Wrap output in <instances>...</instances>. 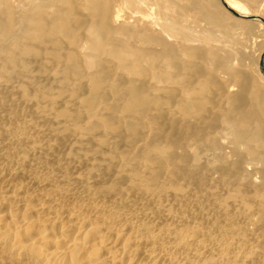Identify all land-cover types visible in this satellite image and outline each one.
Masks as SVG:
<instances>
[{
  "label": "rangeland",
  "instance_id": "rangeland-1",
  "mask_svg": "<svg viewBox=\"0 0 264 264\" xmlns=\"http://www.w3.org/2000/svg\"><path fill=\"white\" fill-rule=\"evenodd\" d=\"M130 1L109 0L102 43L88 0L2 9L17 23L0 52V264H264L263 166L238 164L223 95L261 118L264 0H208L214 22L191 0ZM57 13L77 38L52 40ZM105 43L152 58L121 66Z\"/></svg>",
  "mask_w": 264,
  "mask_h": 264
},
{
  "label": "bare ground",
  "instance_id": "bare-ground-1",
  "mask_svg": "<svg viewBox=\"0 0 264 264\" xmlns=\"http://www.w3.org/2000/svg\"><path fill=\"white\" fill-rule=\"evenodd\" d=\"M10 0H0V52H3L5 51V42L10 39V37H12L13 35V32L15 30V26H16V23L17 21H15L13 18H14V14L11 15L13 16V20L10 19V14L9 13H5L2 9L9 5ZM89 1V10L92 14V20L94 23H92L88 30L90 31H103V35H101V33L99 35V37L95 38L93 36V38H95L94 40H96L97 42L101 41L104 42V39H105V35H104V32L107 33V31L110 32V25H109V20H110V17H111V7H112V2H109V0H88ZM134 1V0H133ZM137 3L139 4H146V1L144 0H136ZM161 1V0H159ZM252 1V0H251ZM250 1V2H251ZM254 1V0H253ZM257 1V0H256ZM129 2H131L129 0ZM167 3V1H165ZM162 3V2H161ZM132 4V3H131ZM168 4V3H167ZM226 4L228 7L232 8L233 10H244L245 8L237 1L235 0H226ZM257 4V3H256ZM210 5V2L208 0H191L190 2H188L187 6L185 7V9L195 15H198V16H201L203 17L204 19L210 21V22H214L216 17L215 16H212L209 12L206 11V7ZM161 6V5H160ZM169 4L166 6L168 8ZM162 7L163 4H162ZM170 7V6H169ZM161 8V7H160ZM165 8V9H167ZM117 15L116 17L114 16L115 20L114 21H118L119 18H120V14L118 15V11L116 12ZM221 13V12H220ZM222 14V13H221ZM221 14H218L220 16H222ZM73 17H75L74 15L71 16V19L69 20H62L60 19V14L58 15L57 13V19H58V23H57V27H56V30L54 32V38H52L53 41L55 42H60L58 41V39H56V37L58 38H61V37H67V38H77V32H78V29L80 30V27L77 26V27H74V24L72 22L73 20ZM113 18V19H114ZM218 19V18H217ZM77 20V18H76ZM16 22V23H15ZM83 22V21H82ZM89 22V21H87ZM83 24V23H82ZM78 25V24H77ZM76 26V25H75ZM82 26V25H81ZM171 27L173 28V30H178V29H182L180 28V26H178L177 23H173L171 24ZM188 28V26H187ZM186 28V29H187ZM20 29V28H19ZM178 31H183L182 30H178ZM40 35L42 37L39 38L41 39V41H43V38H44V41L46 40L45 38H47V29L45 27H41L40 30ZM187 32V31H186ZM189 32V31H188ZM195 32V31H194ZM95 34V32H93ZM98 33L95 34V36L97 35ZM114 34V33H113ZM39 35V34H38ZM190 36H186V39H188L190 41ZM13 39V38H12ZM192 39V38H191ZM8 42V41H7ZM157 43L161 44V45H165L164 41L162 40H158L156 41ZM111 43V42H109ZM60 44V43H59ZM98 44V43H97ZM107 43H105L104 45H106ZM20 45V44H19ZM102 46L101 49L99 50H107L106 48H108V46H110V49L108 48V51H112L111 53L113 54V57H116L119 59V62L121 64V66H124V65H127V64H130L131 63H128V54L132 55V57H135L133 59V62L135 63H139V61H141V58H143L144 56H146L145 54H147L146 52H133L135 53L133 55V53H130L132 52V50L129 52L128 50H126V48H123L125 50H118V49H115V47H118V46H114L113 43V50L111 49V45H106V48L105 46ZM194 45V44H193ZM21 46V45H20ZM56 46V45H55ZM60 46V45H59ZM23 47V46H22ZM58 47V45H57ZM56 47V48H57ZM124 47V46H123ZM8 48V47H7ZM60 47H58L57 49H59ZM23 49V48H22ZM95 50V52L97 51L98 48H93ZM12 50V49H11ZM92 50V49H91ZM8 51V50H7ZM94 52V51H93ZM105 52V51H104ZM197 54V53H195ZM16 56V55H15ZM112 56V55H111ZM152 54H150L149 57H151ZM147 57V56H146ZM147 57V58H149ZM190 57V56H189ZM193 57V56H192ZM9 58V57H8ZM130 58V57H129ZM152 58V57H151ZM195 58V57H193ZM13 59V58H12ZM170 59V58H169ZM199 59V58H197ZM131 60V59H130ZM144 60V59H143ZM225 60V59H224ZM12 61V60H11ZM193 61V60H192ZM228 61V60H227ZM230 62V61H229ZM228 62V63H229ZM8 63V62H7ZM135 63V64H136ZM231 63V62H230ZM140 64V63H139ZM138 64V65H139ZM213 64V62H212ZM227 64V63H226ZM224 65V61L222 60H216L214 61V66H215V70L217 69H220L222 66ZM129 66V65H128ZM229 65L227 64V67ZM130 67V66H129ZM135 67V66H133ZM180 67V66H179ZM230 67V68H229ZM228 69H227V73L231 76V79H232V82L235 84L234 86L235 87H239L240 90H243L245 89V86H244V77H243V74L239 73L238 71L234 70L233 68H231L232 66H229ZM1 68V67H0ZM125 68V67H124ZM181 69V68H180ZM189 69V68H188ZM184 70V69H183ZM170 78V77H169ZM175 78V77H174ZM173 78V80H174ZM202 78V77H201ZM200 78V79H201ZM204 79V78H202ZM171 80V79H170ZM172 80V81H173ZM98 81V80H97ZM163 81V80H162ZM212 81V80H211ZM207 82V81H206ZM171 83V82H170ZM179 83V82H178ZM182 83V82H181ZM203 84V83H202ZM210 84V83H209ZM180 85V84H179ZM187 87V86H186ZM191 87V86H190ZM231 87V84L230 86ZM187 89V88H186ZM223 89V88H222ZM205 91V90H203ZM222 91V90H221ZM225 91V90H224ZM189 94V97L191 94H193L192 92H187ZM198 94H196V96H198L200 93H201V89L200 91L197 92ZM224 95V99L226 101H234L233 102V105H232V108H234L235 111H237V115H239V117L237 119H230V118H227L225 117L224 119V122L225 124L228 126V132L230 133V137H231V145H233L235 148L236 151H234L235 155H239L241 156V154L238 152V148H243L244 150V153L242 154V156L240 157V159L238 160V164H243L244 165H247V163H252V165H255V166H258V164H261L263 166V169H262V173H264V109H263V112H262V116L261 118L259 117H255L253 118L252 115H244L241 113V108H240V105H242V102H241V98H237L235 99V97L233 95H229V89L228 91L225 92ZM193 98V97H192ZM192 98H190V100H192ZM138 100V99H137ZM146 101V100H145ZM135 102V101H134ZM192 105L193 102L189 101L188 102V106H190L192 108ZM141 105V104H140ZM145 107V106H144ZM132 108V107H131ZM190 108V109H191ZM189 109V107H188ZM221 114V113H220ZM221 118V117H220ZM238 156V158H239ZM223 161V160H222ZM225 162V161H224ZM246 163V164H245ZM237 164V163H236ZM236 164L234 166H236ZM237 164V166H238ZM236 166V167H237ZM242 166V165H241ZM242 166V167H243ZM235 167V168H236ZM254 167V166H253ZM259 167V166H258ZM240 167H238L239 169ZM237 169V168H236ZM241 169V168H240ZM248 169V168H247ZM259 169V168H258ZM244 170V169H242ZM241 171V170H240ZM238 172V171H237ZM242 172V171H241ZM239 173V172H238ZM240 176V175H239ZM42 210V209H41ZM43 211V210H42ZM42 214V213H41ZM62 240V239H61ZM59 241V240H58ZM65 242V241H64ZM61 243H63V240L61 241ZM111 250V248H110ZM113 250V249H112ZM56 259H62L65 257V253L63 252H57L56 255H55ZM103 258L99 259L100 261H98V263L102 262L103 260L106 261L105 257L109 258V250L106 249V251L104 252V256H102ZM142 261L140 262H137L138 264H141Z\"/></svg>",
  "mask_w": 264,
  "mask_h": 264
},
{
  "label": "water",
  "instance_id": "water-1",
  "mask_svg": "<svg viewBox=\"0 0 264 264\" xmlns=\"http://www.w3.org/2000/svg\"><path fill=\"white\" fill-rule=\"evenodd\" d=\"M227 7V6H226Z\"/></svg>",
  "mask_w": 264,
  "mask_h": 264
}]
</instances>
